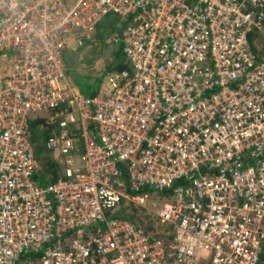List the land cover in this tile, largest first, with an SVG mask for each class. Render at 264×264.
I'll return each instance as SVG.
<instances>
[{
  "label": "built area",
  "instance_id": "obj_1",
  "mask_svg": "<svg viewBox=\"0 0 264 264\" xmlns=\"http://www.w3.org/2000/svg\"><path fill=\"white\" fill-rule=\"evenodd\" d=\"M109 13L129 66L86 97L65 52ZM261 44L264 0H0V264H264ZM151 198L160 234L110 214Z\"/></svg>",
  "mask_w": 264,
  "mask_h": 264
},
{
  "label": "rangeland",
  "instance_id": "obj_2",
  "mask_svg": "<svg viewBox=\"0 0 264 264\" xmlns=\"http://www.w3.org/2000/svg\"><path fill=\"white\" fill-rule=\"evenodd\" d=\"M118 21L119 18L116 14H107L97 24L95 33L91 38L82 41L81 45L74 46L65 52L66 73L74 83L80 84L81 82L75 77L91 75L97 78L98 86L105 72L122 66L119 60L114 59V51L118 45L113 43L112 40L115 32L120 31ZM258 47L260 53L264 54V45L261 44ZM10 66V57L1 59L0 75H6ZM128 66V63H126V67ZM28 125V137L35 154L38 155L39 165L42 167L47 162H54L55 165V158L44 148V138L46 136L44 129L40 127L39 123L33 125L31 117L28 119ZM153 202L154 199L151 198L146 203L147 207H143L130 201H123L115 210L110 211V214L116 213L117 217L123 216L131 219L149 233L157 235L161 233L162 229L152 214Z\"/></svg>",
  "mask_w": 264,
  "mask_h": 264
},
{
  "label": "trees",
  "instance_id": "obj_3",
  "mask_svg": "<svg viewBox=\"0 0 264 264\" xmlns=\"http://www.w3.org/2000/svg\"><path fill=\"white\" fill-rule=\"evenodd\" d=\"M114 59H117L121 62L122 64L121 67H126V62L124 60V55L122 54L120 45H118L114 51ZM121 67H118V68H121ZM4 76L5 75H0V79L3 78ZM75 78H78V80L81 81L80 84L75 82L76 83L75 85L79 88L80 92L84 96L90 97L96 93L97 78H94L91 75H82V76H78ZM34 124L35 123H33V125ZM53 163L47 162L44 164V166L41 167L39 165V167L36 169L34 178L39 185L47 186L48 184L54 182L57 179L58 177L57 167H56V164L54 165Z\"/></svg>",
  "mask_w": 264,
  "mask_h": 264
}]
</instances>
